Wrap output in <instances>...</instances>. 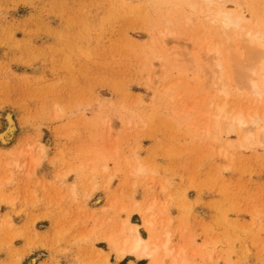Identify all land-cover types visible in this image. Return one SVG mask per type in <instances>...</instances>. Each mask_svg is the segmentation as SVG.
Returning <instances> with one entry per match:
<instances>
[{"label":"rangeland","instance_id":"obj_1","mask_svg":"<svg viewBox=\"0 0 264 264\" xmlns=\"http://www.w3.org/2000/svg\"><path fill=\"white\" fill-rule=\"evenodd\" d=\"M262 1L224 4L252 22ZM187 13L0 0V133L14 122L0 140V264H264V144L204 133L221 98L197 52L216 36L205 15L174 23ZM237 95L228 106L249 111ZM153 202L169 257L118 258L104 237L126 218L148 236Z\"/></svg>","mask_w":264,"mask_h":264},{"label":"bare ground","instance_id":"obj_2","mask_svg":"<svg viewBox=\"0 0 264 264\" xmlns=\"http://www.w3.org/2000/svg\"><path fill=\"white\" fill-rule=\"evenodd\" d=\"M149 1L157 6L174 7L179 5L180 7V5H184L187 7L192 13L175 16L174 23L176 24L179 23L180 25V22H188L192 17L205 15L213 28V34L216 38L203 43L200 47L198 46L200 50L196 51L199 54L202 53L204 61L209 65L210 70L208 71L212 76L211 90L216 89V92H214L216 95L218 93L217 96L221 98L218 103L214 102L215 109L214 113L211 112L212 116L205 119L208 122L203 127L204 133H215L214 138L217 139L221 133L236 132L240 136V145L252 141L256 144H264V0L259 4L254 3L251 8L247 5L251 17L254 18L252 22L249 21V18L244 17L242 13L229 11L225 7V0ZM166 22L170 23L169 19H166ZM224 79L230 82L228 83ZM234 92L242 98H245L244 95L247 94L251 101L254 100V103L259 101L258 105L263 106L258 107L260 109H255L253 102L250 106V102H246L245 98L243 101L245 100L249 105V107L246 106L249 111L240 110V106H237L239 109L235 106L230 107L228 106V102H230L228 100L233 96L229 98V95L234 94ZM213 98L215 96L209 97V105L213 103ZM245 102L243 104L241 102L243 110ZM227 106L230 108H227ZM250 107L252 109L254 107V109L250 111ZM13 130L14 122L10 114H7L6 129L0 133V140L2 142L8 141L13 135ZM137 166L136 171L143 173L144 167L141 164ZM154 207L155 203L153 202L140 213L148 236L143 237L138 230V225L126 218L123 221L124 223H121V226H124L123 229L121 228L122 230H119V234L104 237L114 249L118 258L131 255L155 262L159 253L164 257H169L171 253L169 232L165 231L162 239H158L152 229L155 225L154 215L156 214L153 215L152 212L150 215L149 211L153 210ZM147 212L149 215H147ZM181 262L183 263L184 260H181ZM103 263L108 264L106 258H104ZM30 264H33V260Z\"/></svg>","mask_w":264,"mask_h":264}]
</instances>
